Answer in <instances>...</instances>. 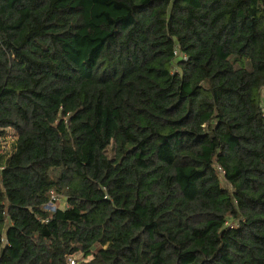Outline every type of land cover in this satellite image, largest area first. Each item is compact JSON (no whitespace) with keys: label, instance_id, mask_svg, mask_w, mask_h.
<instances>
[{"label":"trees","instance_id":"16d2710c","mask_svg":"<svg viewBox=\"0 0 264 264\" xmlns=\"http://www.w3.org/2000/svg\"><path fill=\"white\" fill-rule=\"evenodd\" d=\"M263 92L264 0H0V264H264Z\"/></svg>","mask_w":264,"mask_h":264},{"label":"rangeland","instance_id":"374dc122","mask_svg":"<svg viewBox=\"0 0 264 264\" xmlns=\"http://www.w3.org/2000/svg\"><path fill=\"white\" fill-rule=\"evenodd\" d=\"M16 137L13 129H8L7 136L0 138V155L8 154L12 151L13 145L15 144ZM59 205L62 207L65 205L63 198L58 201Z\"/></svg>","mask_w":264,"mask_h":264},{"label":"built area","instance_id":"2783aa9c","mask_svg":"<svg viewBox=\"0 0 264 264\" xmlns=\"http://www.w3.org/2000/svg\"><path fill=\"white\" fill-rule=\"evenodd\" d=\"M49 207H50V208H52V209H55V208H56V207H54V206H51V205H50Z\"/></svg>","mask_w":264,"mask_h":264},{"label":"crops","instance_id":"0c3cea01","mask_svg":"<svg viewBox=\"0 0 264 264\" xmlns=\"http://www.w3.org/2000/svg\"><path fill=\"white\" fill-rule=\"evenodd\" d=\"M263 107H264V92H263Z\"/></svg>","mask_w":264,"mask_h":264}]
</instances>
